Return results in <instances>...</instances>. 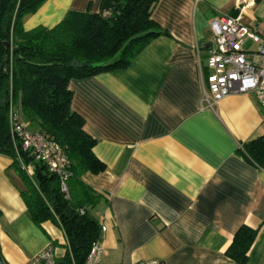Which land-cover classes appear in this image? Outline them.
Here are the masks:
<instances>
[{"label":"crops","instance_id":"crops-1","mask_svg":"<svg viewBox=\"0 0 264 264\" xmlns=\"http://www.w3.org/2000/svg\"><path fill=\"white\" fill-rule=\"evenodd\" d=\"M102 1L44 0L22 29H51L67 12L96 14ZM219 14L251 25L264 20V0H158L150 19L165 35L128 67L68 84L70 108L104 165L81 178L101 195L90 214L105 228L102 264H235L224 251L242 225L258 229L246 264H264V170L238 150L264 135V113L250 94L200 102L208 26ZM11 163L0 155V257L32 264L50 245L62 259V231L32 223Z\"/></svg>","mask_w":264,"mask_h":264},{"label":"trees","instance_id":"trees-1","mask_svg":"<svg viewBox=\"0 0 264 264\" xmlns=\"http://www.w3.org/2000/svg\"><path fill=\"white\" fill-rule=\"evenodd\" d=\"M43 1L0 0V155L12 161L10 167L19 182L14 185L32 223L41 228L50 222L62 231L65 253L57 264H85L92 243L100 237L101 225L90 209L101 195L81 178L103 172L104 165L93 154L95 141L83 131L82 119L70 108L68 84L128 67L151 40L165 32L150 19L158 0H103L96 14L67 12L51 29L24 31L23 18ZM73 61L81 66H71ZM14 114L27 131L44 135L63 150L66 195L58 177L12 138ZM238 150L264 170V135ZM257 232L240 226L224 256L235 264H246Z\"/></svg>","mask_w":264,"mask_h":264},{"label":"built area","instance_id":"built-area-1","mask_svg":"<svg viewBox=\"0 0 264 264\" xmlns=\"http://www.w3.org/2000/svg\"><path fill=\"white\" fill-rule=\"evenodd\" d=\"M251 6L254 0H240ZM210 40L206 55L207 74L202 81L201 104L208 107L217 104L230 94H250L264 113V20L251 25L242 22L240 16L219 14L209 22ZM10 134L23 150H30L35 162L46 166L59 179L60 190L67 194V159L61 147L42 134L27 131L17 116L10 117ZM100 237L92 243L85 264H102L103 247ZM32 264H57L52 246L36 253ZM135 264H161L144 261Z\"/></svg>","mask_w":264,"mask_h":264},{"label":"water","instance_id":"water-1","mask_svg":"<svg viewBox=\"0 0 264 264\" xmlns=\"http://www.w3.org/2000/svg\"><path fill=\"white\" fill-rule=\"evenodd\" d=\"M71 66H74V67H80L81 65L79 63H77L76 61H73L71 63ZM0 264H4V262L2 261L1 257H0Z\"/></svg>","mask_w":264,"mask_h":264}]
</instances>
